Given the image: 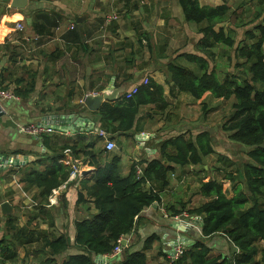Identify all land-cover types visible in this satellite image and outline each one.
Returning a JSON list of instances; mask_svg holds the SVG:
<instances>
[{"label":"trees","instance_id":"1","mask_svg":"<svg viewBox=\"0 0 264 264\" xmlns=\"http://www.w3.org/2000/svg\"><path fill=\"white\" fill-rule=\"evenodd\" d=\"M176 1L186 23L195 24L197 37L191 43L187 41V46L184 44L176 53L160 56L167 58L163 69L171 82L170 92L176 89L195 99L206 92L217 98L233 96L232 112L222 128L229 132L231 140L248 146L245 153L248 160L237 164L235 170L217 167V171L222 172L221 178L201 179L195 194L204 199L198 205L186 207L181 203L180 209L172 205L164 207L171 218L185 211L202 220L198 226L200 235L183 245L185 248L181 254L169 264H264V246H259L264 240V9L253 11L247 21L240 20L234 36L233 30L223 24L232 12L226 2L207 5L198 0ZM257 1L259 4L263 2ZM27 5L28 11L31 10L28 16L30 29L41 38L52 36L62 14L34 8V0H29ZM79 29L80 24L75 22L63 36L65 40L79 42L81 50H85L87 47L80 39ZM238 29L242 30V36L235 38ZM218 45L231 49L230 53H221L232 68L222 78L217 72L213 51ZM181 58L195 63L200 72L179 63ZM11 63L14 64L15 60ZM12 83L10 91L22 98L29 97L35 90L34 74L28 78L14 76ZM6 86L9 84H5L4 89L8 88ZM145 104L160 109L167 104L162 84L152 78L140 83L131 97L122 95L116 102L102 101L94 112L101 130L108 135L111 130H132L139 108ZM110 126L111 130L108 129ZM83 141L84 138L72 145L62 144L58 149L62 152L70 147L76 156L84 147L94 146V141L86 145ZM214 152L208 130L195 135L183 131L160 141L159 156L132 162L126 175L120 172L117 154H112L103 165L97 163L94 180L90 184L87 179L81 181L85 193L77 189L75 201L77 205L91 202L95 211L74 221L73 240L66 233L56 234L40 228L39 224L31 226V220L20 224L18 216L9 212L4 214L0 209V264L15 260L18 250L25 255L29 252L37 254L41 264H54L56 257L63 255L59 264H99L94 260L99 254L108 256L106 264H146V251L154 243L162 242L161 234H149L139 248L126 245L118 254L111 256V253L121 238L135 228L141 211L161 202V193L170 184L169 175L175 174L179 179L181 173H174L176 168L199 164L205 170L203 157ZM84 153L89 152L84 150ZM60 154L45 158L42 170L30 169L19 177L26 184L24 189L38 188L37 194L33 195L39 199L34 207L38 211L45 208L52 189L66 181L72 171L59 161ZM217 160L226 165L235 164L231 157L223 154H219ZM136 165L142 167L139 176ZM222 180L229 181L231 196L223 190ZM47 224L48 227L55 226L54 221H47ZM218 234L224 235L233 245L234 250L229 256L210 253L211 247L205 238ZM159 253L166 255L161 249Z\"/></svg>","mask_w":264,"mask_h":264},{"label":"crops","instance_id":"2","mask_svg":"<svg viewBox=\"0 0 264 264\" xmlns=\"http://www.w3.org/2000/svg\"><path fill=\"white\" fill-rule=\"evenodd\" d=\"M10 1L0 0V91H10L14 85L12 83L14 76L21 75L28 78L33 74L35 90L25 98L14 94L16 101L12 107L8 102L1 101L7 98H0V106L5 111V114L0 116V151L13 156H27L26 163L23 165H7L0 168V203L2 201L9 203L11 206L9 213L18 216L20 224L31 220L30 225L33 226L38 222L40 228L48 229L56 234L66 233L73 240L74 221L95 211L91 202L87 201L77 205L75 201L77 189H82L81 181L87 179L90 184L94 180L93 175L97 163L103 165L112 154H117L120 157L118 163L120 172L126 175L132 162L159 156V144L162 139L183 131H189L195 135L203 130L201 128L203 121L200 116L198 117L197 112L202 97L195 99L187 93L177 92L176 89L170 92L171 82L167 80L165 70L162 68L167 58H160V66L157 67L153 45L158 39L163 43L168 41L167 37L170 35L167 32L174 28L170 21V17L173 16L171 11L173 7L180 11L185 25H182L183 28L195 31L196 26L194 23H186L176 0H114L111 3L117 1L114 7L117 13L113 12L114 9L110 5L106 14L97 8L99 6L92 5L93 0H34V8L57 11L62 14L59 23L53 29V35L41 38L40 34L30 29L28 16L31 10L28 11V5L24 13V8L12 10L13 8L9 6ZM198 1L200 4L207 5L226 2L232 11L223 23L226 27H230L236 21H247L253 11L264 9V0L261 4L257 0ZM251 1H256V4L250 6ZM102 6L105 5L102 4ZM112 15L116 17L109 18ZM78 18L81 20L78 21ZM16 22L22 24V31L14 29ZM75 22L80 24V39L87 47L85 50H81L79 42L65 40L63 36L70 29L69 26L74 25ZM15 31L19 32L18 38L13 33ZM34 34L39 36L36 40L33 39ZM185 34L182 35L185 40L183 44L187 46L186 37L190 35ZM26 37L32 40L27 42ZM196 37L194 33L192 41ZM8 44H11V48L14 49L19 46L20 51H26L25 53H29L31 48L38 47L39 52L36 55L17 56L16 51L13 50L12 57H9ZM164 52L162 56L168 55V52ZM13 59L14 64L11 63ZM181 60L182 58L179 59ZM17 62L22 64L18 75L14 69ZM144 78H152L162 84L166 106L163 109L150 104L140 106L136 124L132 130L112 131L110 126L108 129L111 131L108 138L111 137L110 139L115 142L116 146L113 150L104 152L105 138L98 134L101 128L94 112L99 102L94 100L91 107H87L84 104V97L88 93L122 88L115 99L109 100L116 102L126 90L139 85ZM5 84H9L6 86L7 89H4ZM194 111L195 116H191ZM70 114L89 117L87 123L90 125L89 130L70 133V131L54 129L51 132L33 135L19 128L20 125L40 122L51 126L59 125L58 122L62 121L61 117ZM50 117L53 118L50 119ZM60 124L66 125L65 123ZM15 127L22 132V135L15 132ZM83 138L84 145L89 141H94V146L84 147L83 152H78L76 156L72 154L70 147H66L62 152L58 149L62 144L72 145ZM84 150L89 153L85 154ZM59 154L61 156L59 161L71 168L73 163L79 169L80 175L68 177L57 188L52 189L45 208L38 211L34 207L39 199L33 196L34 193L37 194L38 188L31 186L24 189L26 184L20 181L19 177L30 169L42 170L45 158ZM199 166V164H188L183 168H176L174 173H181L180 179L176 177L172 179L171 176L175 174L169 175L170 184L161 193V202L142 210L135 228L122 237V242L126 241V245L139 248L149 234L153 232L161 234L162 242L154 243L153 247L146 251V264H165L162 260L163 254H160L159 250L168 251L169 249L164 247L171 246L174 240L181 237L180 232L185 233L182 236L185 241L184 245L200 235L197 224L192 226L197 230L196 236L177 229L173 224L175 219L169 217L163 207L168 190L173 185L182 186L184 175L185 178L186 174L192 176ZM136 167L142 171L140 165ZM83 170L88 172L82 174ZM81 191L84 192V189ZM47 221H54L55 226L48 227ZM181 221L179 225H182ZM169 229H173L170 234ZM205 241L211 247V254L221 253L229 256L234 250L233 245L222 234L205 238ZM259 245L264 246V240L260 241ZM62 257L64 255L56 258L60 261ZM107 257L105 255L104 261L99 260V264H106ZM37 258V254L29 252L25 255L22 250H18L15 260L6 261L4 264H26L27 262L37 264ZM258 258L259 255L256 256V259Z\"/></svg>","mask_w":264,"mask_h":264},{"label":"rangeland","instance_id":"3","mask_svg":"<svg viewBox=\"0 0 264 264\" xmlns=\"http://www.w3.org/2000/svg\"><path fill=\"white\" fill-rule=\"evenodd\" d=\"M114 0H93L92 1V5L94 7L100 8L102 12H104V14H106V12L110 9V5L113 7V12H116V8H114L117 4V1L111 3ZM102 4H104L105 6H102ZM253 4H256V1H251V3L249 4L250 6H253ZM114 5V6H113ZM175 5V4H174ZM180 7V6H179ZM25 9H27V6L24 8V13H25ZM252 9V8H250ZM14 10V9H12ZM173 16H171L170 21L172 23V25L174 26V28H172L171 30H169L167 32L168 36V41H166V43H163L162 40L158 39L155 40V42L153 43V45L155 46V60H156V66L159 67L160 66V57L158 58V55H164V51L168 52L169 55H172L173 53H176L177 51H179L180 49H182V47L184 46V38L182 35H186L185 33H188L190 35V37H186V41L188 42H192V33L195 31L192 29L190 30V28H183L182 25H184V22L182 20L181 14L179 9L173 7V9L171 10ZM117 13V12H116ZM91 14V13H89ZM92 16V14H91ZM246 21V20H245ZM189 23H193V22H189ZM239 23V21H236L235 23H233L230 28L233 30V34L234 36L236 35V26ZM12 25V24H11ZM182 26V27H181ZM185 26V25H184ZM226 27V26H225ZM194 28V27H193ZM187 29V32H185V30ZM237 36L235 38L241 37L242 36V30L238 29L237 30ZM14 35H16L15 37H17V35H19V32L15 31L13 32ZM18 38V37H17ZM183 38V39H182ZM9 46L8 48V55L9 57L11 56V53L14 51H16V55L20 56V55H36L38 54V47L35 49H30L28 52L29 53H25L26 51H20V49L17 46H13V47H17V49H19V51L17 49L11 48V44H8ZM34 44L32 43V46ZM264 49V47H263ZM214 53H215V64H216V68H217V72L219 74V77H223V74L227 71H231V66L228 65V62L226 61V57L224 55H221V53L225 52V53H230L231 49L224 47V46H216L213 49ZM22 53V54H21ZM151 53V52H150ZM221 55V56H220ZM16 56V57H17ZM160 56V55H159ZM179 63H182L186 66H188L189 68H191L193 71L195 72H200L197 65L195 63L192 62H188L185 61L184 59H182L181 61L178 60ZM22 66V64H20L19 62L16 63L15 66V70L16 75H18V73H20V67ZM164 64L162 65V68H164ZM233 96L228 98V99H224V98H217L214 97L213 95H211L209 92H206L202 98L200 99V106L197 108V112H198V117L200 116V118L202 119L203 123H202V129L203 130H208L210 132V135L212 137V143L213 146L215 148V152L212 154H209L207 156L204 157L203 160V167L205 170H202L201 165L195 170V174H193L192 176L189 174H186V178L184 175V181L182 186H178V185H173L169 190H168V194L165 195V204L163 205V207H166V205H172L175 207V209H180L181 207V203H184L186 207H191V206H195L198 205L204 198L200 197L199 195L195 194L196 189L198 188L201 179L207 180L208 178L211 177H216V178H221V174L222 172L217 171V167H223V169H227V170H235L236 167H238V165H240V163L244 160H248L247 156H246V151L248 150V146L244 145V144H240L234 140H231L228 137L229 132L223 130L222 126L223 124L226 122V119L228 118L229 114L232 112V108H231V103L233 101ZM10 100V101H8ZM2 102H8V104L10 105V107H12L13 104H15V98L11 97L10 99H2ZM96 106V105H95ZM201 111V112H200ZM195 116V111L192 112L191 116ZM15 132L18 133L19 135H22V132L19 131V129L17 127H15ZM17 136V135H15ZM6 141V140H4ZM219 154H223L226 156L231 157L234 161L235 164L233 165H226L224 163H222L221 161L217 160V157ZM238 164V165H237ZM175 176H171V178L173 179ZM180 179V178H179ZM174 184V183H173ZM222 184H223V190L225 191L226 194L231 195V187L229 185V181L228 180H222ZM242 184V183H241ZM244 187V184H242ZM186 214V215H185ZM161 219L162 216L160 215ZM196 216H189L185 211L179 215V216H174L173 218L175 219V221L177 219H180L182 221H186L189 222L191 220V218L193 219H197L195 218ZM37 224H39L37 222ZM173 229H169L168 233L170 234L172 232ZM187 233L191 236H196L197 235V230L194 227H190L187 230ZM184 232H180L181 237L184 236ZM179 239V238H177ZM176 239V240H177ZM174 240V242L176 241ZM180 243H183V245L185 244V241L183 239L180 240ZM260 243V242H259ZM262 243V242H261ZM160 245V244H159ZM182 245V244H181ZM37 244H35L34 247H36ZM163 247V245H161ZM180 246L179 244H171V246L167 245L164 248L165 249H169L170 251H174V249ZM260 246V245H259ZM31 248V247H30ZM181 248V246H180ZM185 248L182 247L181 251ZM180 253H178L176 256H178ZM147 256V255H146ZM163 262L165 264H169L171 261L169 260V258L167 257V255H163L162 258ZM147 261V258H146ZM59 258H56V261L54 264L59 263ZM28 264V262L26 263ZM37 264H41L38 263Z\"/></svg>","mask_w":264,"mask_h":264},{"label":"water","instance_id":"4","mask_svg":"<svg viewBox=\"0 0 264 264\" xmlns=\"http://www.w3.org/2000/svg\"><path fill=\"white\" fill-rule=\"evenodd\" d=\"M28 4V0H11L9 6L12 7L13 9H23L27 6ZM81 19L78 18V21H80ZM122 91V88H112L109 91H102V92H98V93H88L85 97H84V104L87 107H91L92 102H94V100H97L99 102V104L102 101L105 100H113L116 98L117 94L119 92ZM98 104V105H99ZM98 107V106H97ZM5 111L4 109L1 108L0 106V116L4 115ZM53 117H50V119ZM62 121L58 122L59 125H55L53 124L52 127L53 129H57V130H61V131H70V133H76V132H82L85 130H89L87 125L88 121H89V117L84 116V115H78V114H70V115H65L62 116ZM60 123H65L66 125L69 124V126H64L61 125ZM72 124V125H71ZM92 127V126H91ZM26 155H22L21 157L18 155H12V154H7L5 152L0 151V168L1 167H5L7 165H23L24 163H26ZM87 170H83L82 174L87 173ZM152 205H155V203H153ZM0 209L2 211V213L6 214L11 210V206L9 205V203L7 201H2L0 203ZM195 218L197 219H193L191 218V220L189 222L186 221H181L182 225H179V221H174L173 224H175V227L177 229H181V231H186L188 228L194 226V225H198L201 226L202 224V220L199 216H196ZM179 239H177L176 241H183L182 237H178ZM187 243H190V241H188ZM105 259V255H96L95 256V261L97 263H99L100 261H104Z\"/></svg>","mask_w":264,"mask_h":264},{"label":"built area","instance_id":"5","mask_svg":"<svg viewBox=\"0 0 264 264\" xmlns=\"http://www.w3.org/2000/svg\"><path fill=\"white\" fill-rule=\"evenodd\" d=\"M115 17H116V15H112L109 18H115ZM73 26L74 25L71 24L69 26V28H73ZM14 29L17 31H22L23 26H22V24L16 22ZM38 37H39L38 34H34L33 39L36 40ZM25 40L28 42L32 39H30L29 37H26ZM147 80H148V78H144L142 83H146ZM137 87H138V85H134L131 88H129L128 90H126L124 92V97H126V98L131 97L137 91ZM11 97L16 98V96L13 93H11L10 91H0V98H11ZM19 128L21 131L28 133V134H33V135H40L42 133L51 132L54 130L51 125H48L46 123H41V122L40 123H28V124L20 125ZM98 134L105 138V143H104L105 150L110 151V150H113L115 148V146H116L115 142L112 139L108 138V135L105 131L99 130ZM66 150H68V149H66ZM71 166H72V171H71L69 177H75L77 175H80L79 169H77L73 163L71 164ZM136 173L138 176L142 174V171L139 167H136ZM177 221H180V219H177ZM122 239L123 238H121L120 243L114 247V249L111 253V256L118 254L122 250V248L124 246H126V241L123 243ZM174 244H179L181 246V248L183 247V243H180V241H175ZM180 246H177L173 252L170 250L166 251V255L169 258V260H173L180 255L179 254L178 256H176L178 253L182 252Z\"/></svg>","mask_w":264,"mask_h":264}]
</instances>
